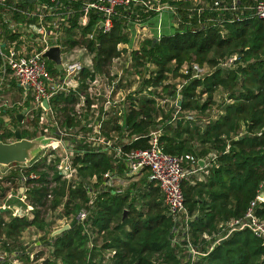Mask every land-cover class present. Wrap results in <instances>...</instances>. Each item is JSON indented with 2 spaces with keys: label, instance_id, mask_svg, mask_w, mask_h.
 <instances>
[{
  "label": "trees",
  "instance_id": "obj_1",
  "mask_svg": "<svg viewBox=\"0 0 264 264\" xmlns=\"http://www.w3.org/2000/svg\"><path fill=\"white\" fill-rule=\"evenodd\" d=\"M84 1L74 0L69 4L73 15L69 18L70 26L63 27V45L86 47L93 54L92 71L83 68L76 88L50 99L63 126L86 124L85 114L81 120L76 117L75 104L83 96L87 112L90 110L89 82L96 75L110 77L112 61L123 53L131 59L132 67L152 66L150 73L142 77V85L146 88L162 84L169 73L181 74L185 81L179 90L171 91L172 95H181L178 103L181 110L204 113L214 102L217 88L226 91L231 103L202 128L191 120H178L175 127L165 125L164 121L169 117H163L159 122L163 125L159 140L164 152L177 156L190 154L197 159L212 152L204 179L187 176L181 182L188 214L187 229L180 227L179 230L180 223L174 225L162 192L154 181L148 179V172L123 191H117L104 184L105 173H124L127 170L125 164L112 154L79 143L78 152L70 156L76 179H61L56 169L58 159L49 163L41 159L25 169L26 174L31 171L38 174L37 179L28 181L26 191L27 202L33 210L30 216L6 219L5 211L0 209V249L16 252L22 264H33L34 261H38L37 264H102L105 251L111 252L108 264H264V245L247 228L233 231L212 247L203 237L204 233L218 232L220 222L243 216L250 201L261 186L264 187V19L250 16L248 10L236 9L237 18L231 21L228 20L232 16L229 14L222 16L220 23H203V27H198V15L194 12L189 21L197 28L180 24L173 32L144 40L138 50L129 53L128 49L119 48L120 44L130 41L127 25L137 15L144 22L154 16V12L144 11L140 6L131 7L126 11L128 19L114 17L110 30L104 32L99 26L101 15L93 9L88 10L87 23L78 24V18L84 12ZM161 1L176 6L184 16L182 20L186 21L187 0ZM239 1L244 5L254 0ZM27 3L20 1L21 6ZM14 18L22 20L17 15ZM0 29L10 40L19 36L8 29L1 17ZM234 54L236 58L232 63L238 65L237 69L223 68L220 63ZM192 63L200 68L206 63L214 71L201 79V74L193 76ZM184 64L187 65L186 74L180 72ZM48 69L51 73L58 72L50 62ZM167 88L168 85L162 86V90ZM203 94L206 98L201 101ZM13 111V120L20 125L17 117L20 110L14 108ZM157 112L154 97L137 99V102L130 103L121 123L117 115L103 120V132L108 136L115 133L130 138L123 145L125 151L146 148L147 134L158 123ZM36 121L38 117L30 120V124L34 126ZM242 125L245 127L243 132L240 131ZM14 130L1 131L0 140L14 138ZM19 130L22 137L31 138L27 129ZM184 166L186 168L189 164L184 162ZM17 175L18 171H15L9 176ZM51 182L55 183L52 188L49 187ZM49 192L50 199L47 198ZM60 205L63 206L62 215L69 220V228L52 236L51 232H46L45 213ZM82 209L87 215L77 220L76 214ZM254 210L259 218L264 219V198L257 202ZM30 227L43 231L39 237L40 245L50 247V258L45 262L39 260L44 254L43 248L30 257L31 251L27 252L30 246L19 242L22 232ZM91 233L103 235L99 247L89 244L92 242ZM175 236L180 239L179 243L173 242ZM187 241L200 253L193 262L187 260V251L182 246Z\"/></svg>",
  "mask_w": 264,
  "mask_h": 264
},
{
  "label": "built area",
  "instance_id": "obj_2",
  "mask_svg": "<svg viewBox=\"0 0 264 264\" xmlns=\"http://www.w3.org/2000/svg\"><path fill=\"white\" fill-rule=\"evenodd\" d=\"M20 1L28 3L21 6ZM72 1L74 0H0V17L4 22H12L14 26H11V30L19 33L16 39L10 40L4 38L0 30V89L9 86L7 83L10 80L15 81L18 87L23 89L24 100L20 103V106L24 107V112L29 120L38 117L36 123L39 122L44 125L43 131L45 134L42 135L49 139L40 151L44 154L40 156L45 158L47 154V156L54 157L53 159H58L56 169L61 179L71 181L76 178L70 156L72 153L78 152L77 144L79 143L87 145L92 150L112 154L125 164L128 174L135 176L141 172H148V179L154 181L162 192L167 212L172 217L174 225L180 223L177 228L180 230L181 227L185 230L188 228L186 224L188 214L184 206L181 182L187 178L188 170L185 168L184 162L188 163L189 167L198 166V159L190 154L177 156L164 152L159 140L163 129L162 123H157L156 127L148 132V146L146 148L125 151L123 145L126 142H120L116 137L106 135L100 124L96 123L92 117H87L86 124H77L73 127L63 126L57 115V110L50 103V99L54 95L60 92H68L78 86L79 73L83 68L92 71V53H90L91 58L89 60L76 57V54L82 51L88 53L86 47L68 48L63 45V27L70 26L69 18L73 15V10L69 5ZM193 1V6L185 7L184 15L187 16V19L183 21L184 16L176 6L161 0H85L82 7L84 12L78 18V24L85 25L88 21V10L93 9L101 15L99 26L102 24L100 28L106 32L110 30L114 17L128 19L126 11L135 6H140L144 11H153L154 13H160L162 10L171 11L175 14L178 26L183 24L185 27L192 29L197 28L189 21L194 12L198 15L196 16L198 27H203V23H220L223 21L222 16H228L229 14L232 15L231 19H228L231 21L237 18L238 14H234L236 9L248 10L250 16L264 19V0H254L252 3L244 5L240 4L239 0ZM203 12L208 13L202 14ZM211 12L215 13L212 14ZM15 15L22 20H15ZM136 17L134 22L141 23L139 16ZM12 18L14 21H12ZM77 35H79V31ZM88 36L91 37L92 35L88 34ZM55 45L60 46L61 73H51L48 69L49 62L52 63L54 68H56V64L42 56L44 50ZM235 58L234 55L233 59ZM224 63L226 61L221 62L220 65ZM192 68L193 76L203 73L196 63H192ZM180 72L187 73L186 64L181 66ZM103 79H106V77L96 75L88 84V94L89 97L91 95L94 97L104 95L102 111L108 113L118 103V98L113 97L116 83L112 82V84H106L105 86L103 85ZM100 84L103 87H100ZM180 99L181 95L176 93L174 99L175 113L182 111L178 105ZM44 100L47 102V106L44 105ZM25 101H27V104H25ZM75 114L80 120L83 119L84 114H87L83 96H80L79 101L75 104ZM48 153L50 154L48 155ZM36 156L31 162L20 164H25L26 168L36 164L39 162L38 159L41 158ZM105 177L106 180L110 179L113 174L105 173ZM15 178H18L21 183L18 186L16 197L25 202V207H3L5 206L3 205L0 209L4 211L10 209L12 216H30L33 207L27 202L26 191L29 185L28 181L37 179L38 174L33 171L26 174L25 169L20 168ZM106 180L104 184L107 186L108 182ZM54 185L55 183L51 182L49 187L52 188ZM263 188L262 185L258 194L250 201L243 216L220 222L218 224L219 231L216 233L203 234L211 247L233 231L246 228L259 237L262 245H264V219L259 218L254 210L257 202L264 198V196L259 195ZM20 189L23 190L20 191ZM10 196L9 194L7 197ZM47 198H51V192L47 194ZM86 215L87 211L82 209L76 214V219L82 220ZM182 220L183 223H181ZM172 240L176 243L180 242V239H176V236ZM182 246L185 247L188 254L187 260L189 259L190 262H193L200 254L190 241ZM31 250L27 249V252ZM15 253H8L0 249V264H22V261L17 257V253ZM32 256L33 254L30 253V257Z\"/></svg>",
  "mask_w": 264,
  "mask_h": 264
},
{
  "label": "rangeland",
  "instance_id": "obj_3",
  "mask_svg": "<svg viewBox=\"0 0 264 264\" xmlns=\"http://www.w3.org/2000/svg\"><path fill=\"white\" fill-rule=\"evenodd\" d=\"M193 2H194L193 0H188L186 1V5L189 7L193 6L194 4ZM9 24H11L10 26H14L12 22ZM14 29L19 30L18 28H14ZM64 34H63V39L65 38ZM89 54H90L89 51L88 53L85 51H82L81 53H77L76 57L78 59L87 58V60H89V58H91V54L90 56ZM234 55L232 56L230 55L231 57L229 56L228 59L226 58L225 59L226 63L222 64L221 66H223V68H226V69L228 67H231L232 69L236 67L237 69L238 65L232 63V61L234 60L233 59ZM131 62H132L131 59L126 55V53H123L122 56L119 57L117 60L114 59L112 61V64L110 66V77L104 76L106 77V79H103V85L106 86V84H110V83L112 84V82L116 83V90L114 93L117 95V98H118L117 100L118 103L116 104V106L112 108V110L109 113H107L108 115H106L105 117L111 118L117 115L119 117V120H121L124 115L123 112L124 111L126 112L128 110L130 103L132 102L135 103L137 102V99H140L142 97H154L156 100L157 108H158L157 117H161V118L164 117V119L165 117H170L171 120L174 118L173 120L187 121L188 119L186 118L187 113H183V112L175 113L176 106L174 103V99H175L176 93L173 95L171 93V91L174 89L178 90L180 85L185 81V78L181 74L174 75L173 73H169L168 78L162 84L156 86L155 88L154 87L146 88L142 85V77H145L148 73H150V71L152 70V66H148L146 64L147 66L145 65V66H140L138 68H135L131 66L132 64ZM201 69H202V72H207L211 70L209 65H207L206 63L201 67ZM163 85H168V88L166 90H162ZM99 86L103 87L101 86V84ZM99 98L100 97H98V99ZM205 98H206V95L203 94L201 96V101H203ZM213 101L214 102L210 104L209 108L204 113H200L196 111L190 112L191 113L190 116H192L191 121L198 127L202 128L208 119H216V117L219 114H222L225 108V105H227L228 103H231V99H228L226 91L222 88H217L215 90ZM21 102H22V98L20 97L16 89H7L3 92L0 91V132L9 130V129L16 130V129L25 128L31 134V138L38 136V135L45 134L43 131V127H44L43 124L39 122L34 126L32 125L33 123L30 124V120L27 118V115L24 112L25 111L24 107L22 108V106H20ZM14 108L17 110H20V113H22V122L20 125L19 124L17 125V123L13 120V112H14L13 109ZM2 109H4V112H2ZM88 112L87 114H85V116L92 117V119L94 120L95 112L90 113V115ZM159 122L160 121H158V123ZM164 122H166V120ZM244 128H245L244 125H242L240 131L243 132ZM113 135L116 136L115 133H113ZM12 140H14V138L9 139V141H12ZM195 142H198V140H196ZM43 154L44 152H40L36 157L43 155ZM49 154L50 153H48V155ZM42 158L45 159L46 162L48 160L55 161V159H53L54 157L47 156V154L45 158L41 157L38 159V161H40ZM20 168L26 169L25 164L16 163V164H11L7 166L0 165V207H2L3 205H5L3 207H6V206L7 207L8 206L25 207V202L19 200L16 197L18 193V186L21 184L20 181L18 180V178H15V177L12 178V176H9L11 174L13 175L15 171H19ZM203 178H204V175H203ZM129 182H132V180H130ZM120 189H124V188H120ZM9 194L11 196L7 197ZM62 207L63 206L60 205L55 210L49 209L46 211L45 213V219L47 221L46 232H49V233L51 232L52 234V232L55 231L56 229H59L60 227L67 225L68 219L67 218L65 219V217L62 215ZM4 217H7V214ZM36 231H37L36 234L33 232L36 235V237L37 235L40 236L43 233V231H38V230ZM33 233L32 231H26L24 234H22V236L24 240H28V239H31V237L34 235ZM91 235L92 236H90V241L92 242H90L89 244L90 245L95 244L97 247H99V245L103 241V235L95 234V233H91ZM45 239L47 240V238ZM21 241L22 239L19 238L20 243H22ZM45 247L46 248L42 247L40 244L35 245V247L32 248L31 250L32 252H30L33 254L32 257H34L35 254L43 248L44 254L42 255V258H40L39 260H42V259L45 260V259L50 258V253H49L50 247L48 244L45 245ZM110 254L111 252L109 251H105L102 253V257H103L102 264L109 263L108 257H110ZM96 259L98 258L96 257ZM32 263L37 264L39 262L34 261Z\"/></svg>",
  "mask_w": 264,
  "mask_h": 264
},
{
  "label": "crops",
  "instance_id": "obj_4",
  "mask_svg": "<svg viewBox=\"0 0 264 264\" xmlns=\"http://www.w3.org/2000/svg\"><path fill=\"white\" fill-rule=\"evenodd\" d=\"M12 21H14L13 18H12ZM176 21H177V19H176L174 13H172L171 11H168V10H162L160 13H154V16L148 18L146 21L141 22L139 24L135 23L134 21L130 22L126 28V32L128 34L130 41L127 44H120L119 48L128 49L130 51L131 50H138L140 48V46L143 44L144 40L151 39L154 37H159L160 34H162V33L173 32V30L176 28V26H178ZM5 23L8 27V29L11 30V26H10L11 24H9L11 22L8 21ZM2 35L4 38H7L3 33H2ZM84 59H87V58H84ZM7 85H9V86H5L3 89H0V91L3 92L7 89H16L18 91V94L22 98V101L24 100L23 89L18 87V85L15 83V81L10 80V82L7 83ZM113 97L116 98L117 95L114 93ZM142 98H145V97H142ZM90 99H91L92 103H91L90 110L88 113L90 115V113L95 112L94 121L96 123L100 124V126L102 127L103 120L105 121V119L107 118L105 116L108 115L107 113H103V111H102V106L104 103V95L101 94L99 99H98V97H94L91 95ZM25 104H27V101H25ZM112 108H114V107H112ZM112 108H111V110H112ZM181 112L187 113V115H186V118H188L187 120H192L191 119L192 116H190L191 111L182 110ZM123 113H125V111ZM166 113H167V111H166ZM91 116H93V115H91ZM157 118H159V119H157ZM157 118H156L157 122L161 120V117H157ZM172 120L169 117V119L166 120L165 125L167 124L168 126L175 127L178 120H173V121ZM211 120H214V119H208L206 122L211 121ZM121 122H122V119L119 120V123H121ZM110 135H111V137L112 136L116 137L120 142H126L127 143L130 141V138H128L127 136H123V137L114 136L113 133H110ZM211 157H212V152H210V154L206 155L204 158L199 157L198 158V166L186 167V169L188 170V177H192V178L197 179V180L204 179L205 175L207 173L206 169L210 165V158ZM200 160H202L203 162L200 163ZM126 171L127 170H125V172L121 173V174H119V173L113 174L112 178L106 180V182H108L107 186L108 187H114L117 191H123L130 183L138 180L144 174V172H141L139 175L133 176V175L128 174ZM146 172L147 171H145V173ZM203 175H204V178H203ZM130 180H132V182H129ZM120 188H124V189H120ZM8 207H11V206H8ZM6 214H7V217H5L6 219L8 217L12 216L11 210L10 209L5 210L4 216ZM67 224H69V220H68ZM36 230L37 229H35L34 227H30V228H27L25 230V232L26 231H32V233L34 232L36 234L37 233ZM25 232L23 231L22 234H24ZM22 234L20 236V238L22 239V241H21L22 245H28V246L34 244L36 241H39V237H41V235L40 236L37 235V237H36V235L34 234L31 237V239L24 240Z\"/></svg>",
  "mask_w": 264,
  "mask_h": 264
},
{
  "label": "water",
  "instance_id": "obj_5",
  "mask_svg": "<svg viewBox=\"0 0 264 264\" xmlns=\"http://www.w3.org/2000/svg\"><path fill=\"white\" fill-rule=\"evenodd\" d=\"M102 24H100V27ZM130 53V50H129ZM42 56L46 57L48 60L53 61L56 64V70L61 73V57H60V46L55 45L44 50ZM214 70H209L203 72L199 77L201 79L210 75ZM44 105L47 106V102L43 101ZM18 121H22V114H17ZM49 139L45 135H38L33 138L22 137L19 129L14 131V140L12 141H2L0 140V165L7 166L12 163H29L34 157L41 151L42 147L48 143ZM203 162L200 160V163ZM23 189H20L22 191ZM259 195L264 196V188L260 191ZM125 212V211H124ZM125 214V213H124ZM69 228V225H64L59 229L52 232V236L60 234ZM40 242L37 241L34 245H30L28 249H32L35 245H39ZM48 259H45V262Z\"/></svg>",
  "mask_w": 264,
  "mask_h": 264
}]
</instances>
